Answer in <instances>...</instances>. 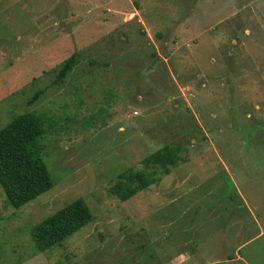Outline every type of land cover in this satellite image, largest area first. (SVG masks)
Masks as SVG:
<instances>
[{
	"label": "rangeland",
	"instance_id": "rangeland-1",
	"mask_svg": "<svg viewBox=\"0 0 264 264\" xmlns=\"http://www.w3.org/2000/svg\"><path fill=\"white\" fill-rule=\"evenodd\" d=\"M28 112L52 187L0 189V264H264V0H0V128ZM164 145L183 162L109 192ZM77 199L91 221L38 251Z\"/></svg>",
	"mask_w": 264,
	"mask_h": 264
},
{
	"label": "trees",
	"instance_id": "trees-1",
	"mask_svg": "<svg viewBox=\"0 0 264 264\" xmlns=\"http://www.w3.org/2000/svg\"><path fill=\"white\" fill-rule=\"evenodd\" d=\"M75 64V53L60 63L55 81H62ZM39 92L33 95V102ZM30 103V102H29ZM39 116L23 113L0 128V189L6 202L14 209L34 200L52 187L47 168L41 157L39 140L44 135ZM179 149L164 145L145 156L142 170L120 172L109 192L125 201L155 182L154 174L167 175L183 159ZM146 170H148L146 172ZM92 215L82 199H77L36 224L30 237L38 251L60 244L64 239L88 224Z\"/></svg>",
	"mask_w": 264,
	"mask_h": 264
}]
</instances>
